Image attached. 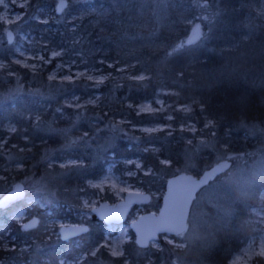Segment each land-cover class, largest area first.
Returning a JSON list of instances; mask_svg holds the SVG:
<instances>
[{
  "label": "trees",
  "instance_id": "16d2710c",
  "mask_svg": "<svg viewBox=\"0 0 264 264\" xmlns=\"http://www.w3.org/2000/svg\"><path fill=\"white\" fill-rule=\"evenodd\" d=\"M209 1L218 10L209 39L175 48L188 34L200 0H68L60 14L56 0H28L20 9L22 30L33 33L47 50H60L58 59L101 67L113 76L100 84L84 78L57 82L46 78L47 70L0 69V91L15 85L21 88L0 106V142L5 141L2 148L7 149H0V184L10 186L23 180L27 190L32 188L30 181L55 174L56 195L75 205L78 197L87 193V180L103 173L111 163L117 169L125 161L137 159L141 166L129 178L154 197L162 194L168 178L181 170L199 175L215 161L217 150L227 156L253 149L255 136L245 127L264 125V0ZM43 12L51 14L46 20L34 19ZM120 71L127 76L115 78ZM160 90L165 92L162 98L167 111L139 113L136 105L154 100ZM95 93L99 94L97 105L77 109L64 107L60 99ZM178 106L185 107L184 111ZM167 113L170 119L165 118ZM111 118L122 121L113 133L107 128ZM189 121L196 124L194 134L181 129ZM6 122L15 126L13 132L4 131ZM155 123L169 127L154 132L140 129ZM68 125H72L70 139L79 138L78 164L48 167V158L60 161L58 146L64 141L50 130ZM7 155L20 159L21 168L5 164ZM232 158L229 160L234 162ZM187 159L194 168L186 166ZM128 167L134 169L135 165ZM258 183L249 184V194L232 219L234 225L210 255L215 264H228L241 239L249 234L248 210L257 204L262 185ZM18 202L24 205L23 199ZM160 204L161 195L154 197L149 207L156 209ZM48 210L52 218L76 220L65 209ZM40 211L37 207L33 210ZM40 218L38 227L22 229L9 215H0V234L6 232L8 245L13 247L0 248V264H58L60 259L68 261L81 253L87 255L79 264H145L155 258L153 264L158 260L157 252L140 248L134 241L124 245L119 257L108 254L103 246L91 255L104 239L101 221L81 237L79 248L74 247L73 239L44 243L48 233L44 217Z\"/></svg>",
  "mask_w": 264,
  "mask_h": 264
},
{
  "label": "rangeland",
  "instance_id": "374dc122",
  "mask_svg": "<svg viewBox=\"0 0 264 264\" xmlns=\"http://www.w3.org/2000/svg\"><path fill=\"white\" fill-rule=\"evenodd\" d=\"M28 0H2L0 2V69L7 71L14 67L26 68L32 73H36L41 70H47L46 78L49 80H55L57 82H68L75 79L84 78L89 80L93 84H100L106 81L110 76H113L111 72L105 71L101 67H93L84 65V63H78L74 60H60L58 57L62 54L60 50H47L45 43H40L33 33L28 30H22L23 24H19V21L23 17V12L20 10L26 6ZM61 0H56V6ZM68 1V0H63ZM209 0H200L197 3V13L194 16L190 24V29L186 37H184L176 45L175 48H179L185 45V39H187L197 24L201 25V35L196 43H203L209 39V35L214 30L216 24V17L218 16V10L215 4ZM65 8V7H64ZM63 8V10H64ZM63 10L60 12L62 13ZM59 13V14H60ZM34 16L35 20H42L50 16V12H43ZM43 16V17H42ZM63 16V14L61 15ZM12 30L14 33V39L12 43H8L6 40V31ZM194 43V44H196ZM193 44V45H194ZM186 46V45H185ZM111 66L112 64H108ZM118 70H121L119 68ZM8 74H12L8 72ZM127 76L126 73L120 71L115 75V78H121ZM134 78V77H131ZM21 90L20 87L15 85L14 87L0 91V106L9 100H12L16 94ZM162 94H165L163 90L158 92V96L154 100H142L136 105V109L139 113H153V112H166V105L162 98ZM44 98H48L45 96ZM99 94L95 93L92 96L84 97L80 95H66L61 97V102L64 107L77 109L87 105H97ZM185 107L178 106L177 109L183 110ZM184 111V110H183ZM166 119H170L171 115L167 113ZM111 123H108L110 132H116L119 130L120 123L119 118L109 119ZM196 124L192 121L183 123L181 129H185L191 133L196 132ZM167 123H155L153 125H143L140 129L145 132L159 131L168 128ZM4 131L13 132L15 126L6 122L2 126ZM70 128L61 127L58 129L50 130L52 134L58 135L59 138L64 141L58 146L59 153L57 154L61 159L59 162L54 161L52 158H48L47 166L50 167L53 164H57L60 168L73 166L78 164L76 154H79L80 150H77L78 140L76 138L70 139ZM133 128V127H130ZM247 133L255 136L254 140L256 146L241 154H228L217 153L215 151V161L211 164L222 159H235L231 162V167L219 175L214 181L199 190L192 202L190 213L188 216V230L183 234L178 235H159L156 240L150 242L147 246L151 250L157 252L156 263L153 264H215L209 258L213 250H215L217 243L224 235L228 234L230 226L234 225L232 219L236 215V210L242 202L248 196L249 184L254 180L262 184L258 192L257 204L251 206L248 210L249 218L247 220V227L249 234L245 238L241 239V246L229 259L228 264H261L264 262V125L263 126H246ZM78 131L74 129V132ZM201 132V131H200ZM82 135H85L84 133ZM5 141L0 142V149ZM86 150L83 146H81ZM87 148V146H86ZM109 148L97 147L94 151H104ZM210 148V147H209ZM214 150L215 145L211 146ZM88 149V148H87ZM7 160L5 164L11 168L20 169L22 161L16 157L6 156ZM187 167L194 168L191 159H187ZM231 161V160H230ZM134 163V169H130L128 165ZM211 165L200 170L202 173ZM141 166L137 159L128 160L124 162V165L116 169L115 163H111L106 167L103 173L86 181V194L78 197V202L75 205H70L69 201L62 199L56 195V185L53 182V176L55 174L49 173L47 176L39 177L34 181H30V186L26 190V196L33 198L31 201L24 200V205L15 200L7 205V207H0V215H9L18 225L23 229L26 222L37 217L38 222L35 227H38L42 222L40 215L44 217V229L47 231V239L45 242L56 243L60 238L59 229L61 226L70 224H87L91 229L95 226L98 220L92 213V209L98 206L103 201L117 202L125 196L127 192L141 191L138 183L130 176H135V171ZM180 172H187L181 170ZM190 173V172H188ZM2 177L0 176V179ZM22 182L23 180L17 181ZM10 186L0 184V197L11 190L13 185ZM165 190V189H164ZM83 191V189H81ZM155 193L154 197L163 195ZM150 194V193H149ZM151 195V194H150ZM154 197L151 196L150 201L147 204L136 206L132 209L128 215L125 224L121 226H105V232L103 235V242L94 247L91 251V255H94L99 246H103L108 254H112L113 248H116L120 255H123L124 245L127 242L134 241V235L130 229V222L137 219L138 216L147 212H158L160 205L153 209L149 206L153 203ZM41 210L39 214L33 212L34 208ZM54 207L57 210L65 209V211L72 212L73 220L70 217L66 218H52V213L47 208ZM44 211H43V210ZM103 223V222H102ZM105 225V224H104ZM34 228V227H33ZM226 229V230H224ZM43 230V232H44ZM7 233L0 234V248L3 250L13 249L9 247V239L6 238ZM84 236V235H82ZM82 236L74 238V247L79 248L82 242ZM72 240V239H71ZM70 241V240H69ZM68 242V241H66ZM135 242V241H134ZM27 247H21L20 250H25ZM40 248V245H38ZM87 255V254H86ZM84 253H81L76 258H72L68 261L60 259L58 264H79L81 260L86 257ZM154 259L149 260L145 264H152ZM110 264V263H104Z\"/></svg>",
  "mask_w": 264,
  "mask_h": 264
},
{
  "label": "water",
  "instance_id": "95a60500",
  "mask_svg": "<svg viewBox=\"0 0 264 264\" xmlns=\"http://www.w3.org/2000/svg\"><path fill=\"white\" fill-rule=\"evenodd\" d=\"M64 7L67 2L63 1ZM60 3L56 6V12L60 13ZM63 7V8H64ZM198 31V37L195 33ZM201 35V25L197 24L191 35L185 39V45L191 46L198 41ZM14 33L12 30L6 31V40L10 44L13 42ZM191 41V42H189ZM231 167L229 159H222L199 175L188 172H180L170 176L166 182L164 193L161 197V206L158 212H147L130 222V229L134 235L135 244L140 248L147 247L150 242L156 240L159 235H178L188 230V216L192 202L199 190L214 181L219 175ZM33 200L26 196L25 186L22 182H16L12 189L0 197V207H6L15 200ZM151 199L148 192L133 191L127 192L123 199L117 202L103 201L92 209L93 215L103 222L105 226H121L136 206L147 204ZM38 222L37 217L29 219L26 224ZM25 224V225H26ZM34 226V227H35ZM33 228V227H32ZM89 226L87 224H70L61 226L59 235L61 240L71 239L87 234Z\"/></svg>",
  "mask_w": 264,
  "mask_h": 264
},
{
  "label": "snow or ice",
  "instance_id": "6c2138e0",
  "mask_svg": "<svg viewBox=\"0 0 264 264\" xmlns=\"http://www.w3.org/2000/svg\"><path fill=\"white\" fill-rule=\"evenodd\" d=\"M0 2H2V0H0ZM63 7H64V3H63V0H61L60 8H59L58 10H62ZM195 35L198 37V35H199L198 31L195 33ZM189 42H191V41H189ZM141 78H142V77H141ZM34 226H35V221H33V223H31V224H26V225H24V228H25V229H29V228H32V227H34ZM112 254L115 256V255H120L121 253L118 252V251L116 250V248H113V250H112ZM262 254H264V253H262Z\"/></svg>",
  "mask_w": 264,
  "mask_h": 264
}]
</instances>
